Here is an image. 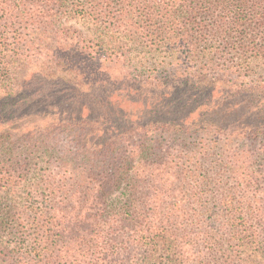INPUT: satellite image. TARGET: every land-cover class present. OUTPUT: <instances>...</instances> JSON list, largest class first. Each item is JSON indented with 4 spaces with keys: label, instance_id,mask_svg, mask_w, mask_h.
I'll return each mask as SVG.
<instances>
[{
    "label": "trees",
    "instance_id": "obj_1",
    "mask_svg": "<svg viewBox=\"0 0 264 264\" xmlns=\"http://www.w3.org/2000/svg\"><path fill=\"white\" fill-rule=\"evenodd\" d=\"M73 21L116 30L118 39L142 48L164 46L171 56H193L182 72L174 65L160 80H140L142 86L170 91L216 89L221 82L229 90L260 86L255 78L229 86L225 78L211 81L212 61L204 56H224L226 64L225 56H263L264 0H0V56L71 55L64 60L67 74L53 76L54 85L68 84L69 74L81 79V87L82 80L99 85L102 80L84 72L95 62L77 57L99 52L71 46L86 34H61L60 28L75 27ZM17 61L1 62L7 74L0 77V104L3 96L21 94ZM2 107L0 174L12 172L19 137L27 142L31 160L43 152L61 168L25 181L27 196H43L44 203L30 200L24 209L0 208V236L8 238L0 252L2 263L196 264L191 257L202 246L207 264H264V151L256 156L257 170L249 169L254 156L246 155L239 165L229 146H219L218 135L231 128L223 118L207 110L189 123L150 117L138 126L139 144L130 151L105 141L100 125L94 134L72 133L76 144L89 151L77 148L64 154L41 134L37 122L24 129L2 117ZM51 117L53 127L47 128L59 127ZM68 123L80 125L82 115ZM250 125L249 138L264 142V125ZM186 194L194 197L192 202ZM12 242L16 245L10 248ZM243 245L255 254L244 257Z\"/></svg>",
    "mask_w": 264,
    "mask_h": 264
},
{
    "label": "rangeland",
    "instance_id": "obj_2",
    "mask_svg": "<svg viewBox=\"0 0 264 264\" xmlns=\"http://www.w3.org/2000/svg\"><path fill=\"white\" fill-rule=\"evenodd\" d=\"M74 28H60L61 34L68 36L77 35V31L86 34V39L81 37L78 40L70 41L71 46L83 47L88 52H99L100 56H77L79 60H90L95 62L94 68L90 71L84 70L85 75H92L93 79L99 78L103 83L99 85H88V80L83 82L81 87L75 75H66V85H54L53 76H63L68 70L65 68L70 56H0V77L5 78L6 69H1L2 60L5 61L14 57L18 59L15 65L18 66L15 73L16 84L21 94L15 98L3 96L4 112L2 117L6 120H14L13 124H22L24 129L29 124L36 123L42 135L52 139L56 149L61 148L64 154L71 149L77 148L89 151L85 146L80 147L74 141L72 133L76 136L83 134H94L93 130L102 125L104 140L108 142L116 141L124 145V149L134 148L139 144L140 133L137 130L150 117L175 118V120H185L188 123L199 113L212 114L214 117L226 120L231 128L224 134L218 135L219 146L224 144L229 146L234 153L233 158L240 159L239 165L245 160L246 155L258 156L264 151V142L252 140L248 127L264 125V55L263 56H225L229 60L225 63L224 56H204V61H212L210 65L209 78L211 81L227 80L228 86L234 80H258L259 87L255 89L239 88L229 90V87L220 86L216 89L206 90H185L168 89L161 90L152 85L140 83V80L149 76L161 78L168 75V69H180L182 72L187 61L193 56H171L167 48L162 46L159 49L150 47L142 48L132 44L130 39H118L119 35L115 31L107 32L104 28H97L85 21H73ZM112 34V35H110ZM63 35V36H64ZM100 36L99 38H96ZM58 47L54 43L53 48ZM69 49V48H68ZM119 52V56L116 55ZM72 57V56H71ZM26 58V63L21 60ZM180 62V67H176ZM205 64V63H204ZM185 65V66H184ZM48 68V69H45ZM182 68V69H181ZM69 72V71H68ZM49 73L50 78L47 77ZM151 78V79H152ZM159 82V81H157ZM161 87V86H160ZM17 90V91H19ZM163 92V93H160ZM56 100V104L51 103ZM33 102V105H31ZM28 105L27 108L24 105ZM183 104L187 105L183 108ZM170 112V113H169ZM50 113V114H49ZM32 114V115H31ZM31 115V116H29ZM82 115V123L78 126L68 122L72 117ZM186 115L188 116L186 118ZM59 122V127H53V119ZM221 117V118H220ZM214 118V119H216ZM99 120V123L96 121ZM221 122V121H220ZM47 125H52L49 129ZM75 129L71 130L70 129ZM239 128V129H238ZM46 129L49 132H46ZM245 129V130H244ZM20 134L16 133V137ZM24 135V134H23ZM98 135V134H97ZM96 135V136H97ZM16 143L17 149L14 155L15 164L12 172L6 175L0 174V208L17 206L24 209L30 200L45 202L43 196H27V184L35 181V176L45 171H58L61 169L58 161L53 158L49 161L48 155L42 152L34 154L35 159L31 160L27 151L25 141ZM73 139V140H72ZM94 140L93 142H95ZM123 141V142H122ZM170 145V144H169ZM128 151V152H129ZM229 154V153H228ZM99 158L98 165L102 164ZM256 160V161H255ZM251 158L249 169L255 171L259 163ZM1 167V165H0ZM23 173H26L24 176ZM23 175L20 176V175ZM9 178V179H8ZM234 182L232 180H229ZM27 192V193H26ZM187 201H193L194 197L186 194ZM7 236H0V252L4 248ZM11 243L10 248L15 246ZM204 247V246H203ZM196 250L191 257L196 259V264H207L204 253ZM204 252H206L204 250ZM199 259L197 262V254ZM255 254L250 245H243V256ZM189 254L188 256H190ZM258 259H261L259 256ZM0 264H5L1 262Z\"/></svg>",
    "mask_w": 264,
    "mask_h": 264
}]
</instances>
